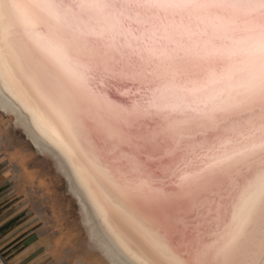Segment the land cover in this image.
<instances>
[{"label":"bare ground","instance_id":"bare-ground-1","mask_svg":"<svg viewBox=\"0 0 264 264\" xmlns=\"http://www.w3.org/2000/svg\"><path fill=\"white\" fill-rule=\"evenodd\" d=\"M0 109L110 264H264V0H0Z\"/></svg>","mask_w":264,"mask_h":264},{"label":"rangeland","instance_id":"rangeland-1","mask_svg":"<svg viewBox=\"0 0 264 264\" xmlns=\"http://www.w3.org/2000/svg\"><path fill=\"white\" fill-rule=\"evenodd\" d=\"M14 121L0 109V168L11 173L0 188V250L7 264H110L84 222L86 207L60 157L42 151Z\"/></svg>","mask_w":264,"mask_h":264},{"label":"crops","instance_id":"crops-1","mask_svg":"<svg viewBox=\"0 0 264 264\" xmlns=\"http://www.w3.org/2000/svg\"><path fill=\"white\" fill-rule=\"evenodd\" d=\"M0 158H1V154H0ZM0 164H1V161H0ZM5 169L7 170V168H4L3 167V169L2 168H0V188H1V182L3 181V180H5L6 179V177L7 176H10L11 175V173H9L10 171H5ZM5 182H8V181H5ZM35 261H36V259H34L31 263H28V264H35ZM88 263H86V264H92V261H87Z\"/></svg>","mask_w":264,"mask_h":264},{"label":"snow or ice","instance_id":"snow-or-ice-1","mask_svg":"<svg viewBox=\"0 0 264 264\" xmlns=\"http://www.w3.org/2000/svg\"><path fill=\"white\" fill-rule=\"evenodd\" d=\"M16 135H17L20 139H23V136H22L21 133L17 132ZM3 191H6V189L3 190ZM2 198H3V196H2V191H0V199H2ZM4 264H7V260H6V259L4 260Z\"/></svg>","mask_w":264,"mask_h":264},{"label":"built area","instance_id":"built-area-1","mask_svg":"<svg viewBox=\"0 0 264 264\" xmlns=\"http://www.w3.org/2000/svg\"><path fill=\"white\" fill-rule=\"evenodd\" d=\"M3 259H4V257L2 256V252H1V250H0V264H4ZM4 260H5V259H4Z\"/></svg>","mask_w":264,"mask_h":264}]
</instances>
